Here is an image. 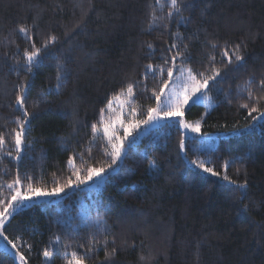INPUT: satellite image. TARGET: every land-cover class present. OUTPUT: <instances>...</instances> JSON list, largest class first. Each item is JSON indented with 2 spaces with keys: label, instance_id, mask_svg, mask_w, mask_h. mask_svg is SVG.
<instances>
[{
  "label": "trees",
  "instance_id": "trees-1",
  "mask_svg": "<svg viewBox=\"0 0 264 264\" xmlns=\"http://www.w3.org/2000/svg\"><path fill=\"white\" fill-rule=\"evenodd\" d=\"M51 35L57 42L29 73L24 49L33 42L41 47ZM235 45L244 61L229 64L222 53L231 55ZM176 51L184 58H177L173 74L191 68L211 75L209 58L216 57L220 76L207 87L213 109L205 114V106L194 103L185 111L186 120H202L203 136H218L216 145L201 148L199 136L185 139L181 126L171 122L130 145L98 189L72 191L78 183L74 170L83 179L90 167L116 165L107 143L93 133L94 125H103L109 102L133 84L131 108L148 119V109L158 104L153 93L161 98L173 79L159 69L171 66L165 60ZM262 79L264 0H180L178 13L169 0H0V133L6 139L0 198L9 196L7 183L17 175L24 189L31 183L52 191L69 177L73 181L61 200L17 211L4 236L28 264H44L45 251L51 264H66L73 252L84 264H264V119L252 120L241 107L264 111V99L248 98L249 89L253 97H264ZM22 81L29 85L30 116L17 160L8 134L21 115L15 99ZM195 160L211 161L206 166L220 176L203 172ZM225 174L246 184V198L240 199ZM0 264H17L1 245Z\"/></svg>",
  "mask_w": 264,
  "mask_h": 264
},
{
  "label": "snow or ice",
  "instance_id": "snow-or-ice-1",
  "mask_svg": "<svg viewBox=\"0 0 264 264\" xmlns=\"http://www.w3.org/2000/svg\"><path fill=\"white\" fill-rule=\"evenodd\" d=\"M157 3H161V0H156ZM169 3L171 5L172 10L175 12L180 11V0H169ZM169 16L172 15V12L170 11L168 13ZM157 17L153 14L152 20L149 24L151 27V24L156 21ZM19 32L27 36L30 40L32 37L29 35V29L21 26L19 28ZM57 37L54 35L49 36L41 45V47H36L35 43L33 42L31 45V50L28 48H25L23 51L24 56V66L26 67L27 71L30 73L34 66L38 63L41 53L49 48V46L54 45L57 42ZM149 48L152 47L151 44L148 45ZM178 46L176 44H172L170 48H177ZM212 47L215 49L217 45L215 43L212 44ZM185 48H187V45H185ZM223 56L228 57V63H242L244 61V56L241 54L240 45H235L234 48L231 51V55H229V52L227 50L223 51ZM177 58H184V53L181 51H176L171 57L170 60L166 59L165 64H171L167 69L161 67L159 70L161 73H164L166 71L167 77L169 80L173 77V71L175 67V63ZM210 63L213 64V67L211 68V75L205 76L203 72L200 73H194L191 68H184L181 69V78L185 79V84L182 88V94L180 92H172L170 94V98L167 101L166 104L161 105L159 103L160 101V94L159 93H153V95L156 96V99L158 101L156 108H149L148 109V119L143 121H130L128 123V127L124 129L125 135L123 137L117 136L114 131H111L112 128L111 124H108L104 126V136L107 138L108 145L111 147V152H107L108 155L112 158V164H115L116 161L120 158L121 152L123 150V140L130 134L129 129L136 128L139 126V124H149L154 120H168L175 117H182L183 115V109L185 105L188 104L189 100L192 99V97L196 96L197 93H200L201 95H206L203 93V89L208 87L209 81H214L216 77L220 76V69L214 67V62L216 57L210 56ZM17 63L19 64L20 61L18 60ZM148 69L152 70V66L148 65ZM186 74V78H185ZM200 77V78H198ZM57 79H60V75L58 73ZM28 81H22L19 85V91L16 94L15 103L21 109V115L16 117V128H13L10 130V133L8 134L11 137V141L14 144L15 148V157L14 159L19 160L21 158L22 150L25 146V139H26V132H27V124L29 123V116L30 113L28 109L25 107V100H26V90L28 88ZM133 84H129L126 92L129 98H133L134 92H133ZM167 87V81L164 82V88ZM260 87H264V79L260 81ZM164 88L161 89V93L163 92ZM123 94V93H121ZM119 97H117L118 99ZM248 98L249 100L256 99L257 102L260 99H264V97H253V93L249 89L248 92ZM111 102H109L108 108L111 109ZM242 108L248 109V115L252 117V120L257 121L264 119V111H260L257 107L252 106L249 108L248 103L241 104ZM253 113H258V116H253ZM103 115V110H102ZM135 111L133 110L131 113V116L135 117ZM181 126L184 128H192V131H198L199 128V122H197L196 126L189 125L181 120ZM121 126H123V121L121 122ZM247 127V125H246ZM234 131H238V129H234ZM99 129L96 128V126H93V133H98ZM95 138V136H94ZM6 147V139L5 134L0 133V151H3ZM181 149L184 148V143L181 141L180 143ZM8 156H12L13 153L11 151L6 153ZM68 163L70 165L73 164V159L69 158ZM192 164H194L197 168L203 170L205 173H209L212 176H220V173L213 170L212 167L206 166V163H211V161H201V160H195L191 161ZM228 163L226 162L224 165L225 172L228 167ZM150 167H155V161L150 162ZM239 171V170H237ZM104 172V168H89L87 170V176L83 179H81L79 175V169L74 170L73 175L76 176L78 183L75 185L76 187H79L80 184H84L86 181L91 180L93 176H100ZM223 179L226 181H229L231 184L236 185V187L240 191V199H244L247 197V188L246 184H237L235 180H231V178L225 174L223 176ZM21 179L19 175H17L11 182L7 183V188L10 190V194L7 197L0 198V236L4 235L3 229L6 220L13 215L14 212H17V210L21 209L25 206V201L33 200L34 198H38L41 196H53V195H59L61 192L65 190V188L72 187L73 181L71 177L67 180V182L63 185H59L57 187H54L52 191H44L41 188L33 187L31 183H29L24 191H21ZM3 185H0V193H2ZM247 206H245L246 208ZM6 240L8 239L6 236L4 237ZM59 237H55L54 243H59ZM8 243L15 249L17 246L16 244L8 240ZM66 247V246H65ZM31 248V246H29ZM88 251H92L91 248L88 249ZM19 259L23 262V264H27V261L25 257L19 252L17 253ZM44 256L46 259L49 258V253L47 251L44 252ZM66 264H84L83 259L77 258V253H72V258L68 259L66 261Z\"/></svg>",
  "mask_w": 264,
  "mask_h": 264
},
{
  "label": "rangeland",
  "instance_id": "rangeland-1",
  "mask_svg": "<svg viewBox=\"0 0 264 264\" xmlns=\"http://www.w3.org/2000/svg\"><path fill=\"white\" fill-rule=\"evenodd\" d=\"M181 69L184 68H180L178 69L174 74H173V79L171 81V84L168 88H166L160 98L159 103L161 105L166 104L167 101L170 98V94L172 92H180L182 94V88L185 84V79L181 78ZM185 78H186V74H185ZM203 93H205L206 95H201L200 93H197L196 96L192 97L191 100H189L188 104L185 105L184 109H183V115L182 117H175V118H171L168 120H154L149 124H139L138 127L136 128H131L129 129L130 134L123 140V150L121 152L120 158L116 161V165L113 168H110L108 170H104V172L100 175V176H93V178L91 180L86 181L84 184H80L79 187H76L75 185L72 187V191L76 190V189H80V190H91V189H98L103 181L107 178V176L111 173V172H115L117 170V164H119L128 147L130 145L135 144L136 142H138L144 135L148 134L149 132H152L156 129H158L159 127H162L165 124H169L171 122H177L180 126H181V120L189 125L192 126H196L197 122H199V128L198 131H192V128H184L181 126L183 133H184V137L185 139L187 138H194L196 136L200 137V142H199V146L201 148H212L216 145L217 141H218V136H203L202 135V120H195V121H188L186 120L185 117V111L187 110V108L194 104H202L205 106L206 108V112L205 114H208L214 107V102L211 98V96L208 94L207 92V88L202 90ZM134 100V96L133 98H129L127 95V92H124L123 94H121L119 96V98L114 99L111 102V109L108 108L105 116H104V120H103V125L98 128L99 132L95 133V137L96 139H103L107 145V138L104 136V126L111 124L112 128L110 129V133L111 131H114L115 134L117 136H121L123 137L125 135L124 129L128 127V123L130 121H143L142 119L139 118V115L137 114V112L135 111V117L133 118L131 116V113L133 111V109L131 108V104ZM123 121V126H121V122ZM109 146V145H108ZM109 149L111 151V147L109 146ZM184 151H185V146H184ZM203 171V170H202ZM204 172V171H203ZM209 174V173H207ZM211 175V174H209ZM78 182V181H77ZM24 188H21V191H24ZM50 192V191H48ZM68 192L63 191L61 192L59 195H53V196H41L38 198H34L33 200L30 201H25V206L22 208H25L31 204L34 203H38V202H52V201H59L61 200ZM80 206H81V212L82 215L87 219V206L86 203L83 199L80 200ZM21 208V209H22ZM19 209V210H21ZM17 210V211H19ZM16 212L13 213V215ZM12 215V216H13ZM11 216V217H12ZM11 217H9L5 224L11 219ZM97 225L98 222H96ZM100 226V225H99ZM5 236H0V245L3 249L7 250L15 259L17 264H23V262L19 259L17 253L19 252L17 250V247L14 249L9 243L8 240H6L4 238ZM20 254V253H19ZM28 264V263H27ZM44 264H51V257L49 256L48 259L44 258Z\"/></svg>",
  "mask_w": 264,
  "mask_h": 264
}]
</instances>
